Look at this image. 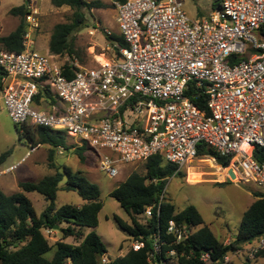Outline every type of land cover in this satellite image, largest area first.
Returning a JSON list of instances; mask_svg holds the SVG:
<instances>
[{
    "label": "built area",
    "instance_id": "obj_1",
    "mask_svg": "<svg viewBox=\"0 0 264 264\" xmlns=\"http://www.w3.org/2000/svg\"><path fill=\"white\" fill-rule=\"evenodd\" d=\"M218 2L217 10L196 21L188 18L181 0L115 3L116 36L125 46L112 48L114 58L101 55L95 66L81 67L74 59L37 50L40 14L27 0L22 50L0 51V100L8 118L15 126L46 128L85 146L109 178L154 156L182 169L196 159L197 146L205 145L230 157L229 166L264 195V164L253 158L255 149L264 147V0ZM47 87L55 104L36 109V97ZM193 95L203 98V109L192 102ZM164 192L165 187L157 203L144 209L143 220L159 218ZM191 233L174 220L164 230L157 225L147 263L179 264L183 258L233 264L264 251V238L221 260L212 250L177 249ZM229 244L230 239L223 245ZM144 248L139 236L129 250ZM112 263L106 254L99 258V264Z\"/></svg>",
    "mask_w": 264,
    "mask_h": 264
},
{
    "label": "trees",
    "instance_id": "obj_2",
    "mask_svg": "<svg viewBox=\"0 0 264 264\" xmlns=\"http://www.w3.org/2000/svg\"><path fill=\"white\" fill-rule=\"evenodd\" d=\"M125 1L112 0L113 3ZM50 4L55 8L69 7L73 13L69 23L53 27L49 37L48 51L60 58L67 56L72 60L75 52L70 37L85 27V11L106 9L109 6L98 0L91 2L50 0ZM212 6L214 10H217L218 0H215ZM9 13L18 16L20 23L13 32L0 37V51L19 53L22 50L23 19L26 6L12 8ZM105 39L113 46H125L118 36L105 35ZM63 67L66 68L67 63ZM1 73L0 69V75ZM191 100L198 108L203 109L204 100L200 95L191 96ZM35 103L36 109H43L39 106L41 103H44V108L55 104L53 92L49 87L40 91ZM15 128L20 134L19 138H24L35 147L47 145L51 148L48 154V166L51 169L55 149L69 150L65 142L66 137L60 132L26 125L15 126ZM85 149V146L75 149V155L82 163L85 160L83 155ZM7 155L8 152L0 155V165ZM204 157L212 158L215 164L222 169L230 165V157H221L211 148L198 145L196 159ZM253 158L259 164H264V147L255 149ZM144 169L143 175L130 174L125 181L111 191L110 197L119 204L130 220L129 225L114 216L117 225L132 240L141 236L145 242V248L139 252L128 250L123 256L113 259L112 264H148L146 252L149 249V238L157 225L164 230L169 220L184 224L188 230L192 231L185 240V246H178L177 249L183 251L212 250L215 258L220 260L229 251L248 247L264 238V195L258 193L254 195V202L243 213L236 232L230 234L228 246H224L223 242L204 224L194 206H188L180 212H175L173 205L165 201L158 219L143 220L141 215L144 209L157 203L167 179L178 174L181 176L175 165L166 163L160 156L147 160L144 163ZM63 170L61 172L57 169L53 175H48L36 183L20 181L17 185L19 191L11 195H6L0 189V264H99V258L106 254L104 245L95 232L98 225V214L102 209L97 186L82 176L80 171ZM65 178V187L61 190L76 192L84 202L80 207L70 204L55 206L56 194L60 190L59 184ZM151 180L156 182L148 183ZM29 193L38 194L46 202V207L39 215L36 214L31 201L26 196ZM55 226L61 239L54 244H49L43 232L53 230ZM85 229L90 231L86 236L84 235ZM67 238L74 239L76 243L64 242ZM259 258H264V251L258 253L254 259ZM178 263L197 264V262L186 261L183 258H180Z\"/></svg>",
    "mask_w": 264,
    "mask_h": 264
},
{
    "label": "rangeland",
    "instance_id": "obj_3",
    "mask_svg": "<svg viewBox=\"0 0 264 264\" xmlns=\"http://www.w3.org/2000/svg\"><path fill=\"white\" fill-rule=\"evenodd\" d=\"M27 0H0V37L13 32L20 23L18 16L10 15L12 8L24 5ZM87 2L96 0H86ZM109 6L106 9H92L85 11L86 22L70 39L73 41V59L81 67H93L96 61H103L101 55L107 59L114 58L111 43L105 39L106 31L111 36H116L117 25L115 22V3L112 0H98ZM40 14L41 28L37 35L36 48L41 54H47L49 37L55 25L70 22L73 11L63 6L55 8L50 0H32ZM215 0H181L183 9L191 21L201 20L206 14L213 11L212 4ZM95 30L93 35L88 32ZM97 58V59H96ZM61 59H69L65 56ZM56 58V62L62 60ZM59 105V103L57 102ZM15 125L10 121L5 108L0 100V155L7 153L0 165V189L11 195L19 191L20 181L38 182L42 178L53 175L57 169L72 172L80 171L82 176L96 185L100 193L102 209L98 214V225L95 229L104 245L106 255L110 259L123 256L130 247L132 238L121 229L114 216L130 225V220L119 204L110 197L112 190L117 188L132 173L143 175L144 163L128 164L121 168L119 175L109 178L98 170V159L89 149H85L84 162H80L75 155V143L65 138L69 150L55 149L51 169L48 166V154L51 149L47 145L34 146L24 138H19ZM31 148H35L33 151ZM23 159V161H21ZM10 173L1 170L17 165ZM229 168V167H227ZM222 169L216 165L212 158H197L188 163L179 173L167 179L165 184L164 202L167 201L174 207L175 212H180L188 206H194L203 222L223 244L230 239V234L236 232L243 213L254 202L256 193L262 194L251 181H246L245 175H240L232 168ZM2 172V173H1ZM231 172V174H230ZM239 172V171H238ZM183 175V176H182ZM66 178L59 184L60 190L56 194L55 206L65 204L80 207L84 202L76 192L63 191ZM31 201L37 215L46 207L43 197L36 193L26 194ZM81 204V205H80ZM84 230V235L89 233ZM43 235L49 244H54L61 239L57 230H45ZM64 242L75 244L76 241L67 238ZM233 264H264V259L245 260L243 257L232 262ZM70 264V263H68Z\"/></svg>",
    "mask_w": 264,
    "mask_h": 264
},
{
    "label": "crops",
    "instance_id": "obj_4",
    "mask_svg": "<svg viewBox=\"0 0 264 264\" xmlns=\"http://www.w3.org/2000/svg\"><path fill=\"white\" fill-rule=\"evenodd\" d=\"M212 8H213V6H212ZM214 10V9H213ZM209 15V14H208ZM207 14L202 18V19H205L207 16H208ZM48 53V52H47ZM81 205V204H80ZM262 259H264V258H262Z\"/></svg>",
    "mask_w": 264,
    "mask_h": 264
},
{
    "label": "water",
    "instance_id": "obj_5",
    "mask_svg": "<svg viewBox=\"0 0 264 264\" xmlns=\"http://www.w3.org/2000/svg\"><path fill=\"white\" fill-rule=\"evenodd\" d=\"M24 5H26V2L24 3ZM230 174H231V172H230ZM53 229H54V230H57V227L55 226Z\"/></svg>",
    "mask_w": 264,
    "mask_h": 264
}]
</instances>
